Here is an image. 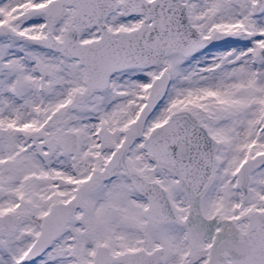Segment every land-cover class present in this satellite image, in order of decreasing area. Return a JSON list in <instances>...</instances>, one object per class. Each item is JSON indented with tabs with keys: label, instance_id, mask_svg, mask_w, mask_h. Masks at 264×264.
<instances>
[{
	"label": "snow or ice",
	"instance_id": "6c2138e0",
	"mask_svg": "<svg viewBox=\"0 0 264 264\" xmlns=\"http://www.w3.org/2000/svg\"><path fill=\"white\" fill-rule=\"evenodd\" d=\"M0 264H264V0H0Z\"/></svg>",
	"mask_w": 264,
	"mask_h": 264
}]
</instances>
